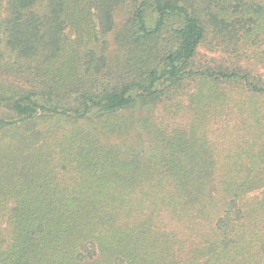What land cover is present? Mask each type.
Listing matches in <instances>:
<instances>
[{
  "label": "trees",
  "instance_id": "trees-1",
  "mask_svg": "<svg viewBox=\"0 0 264 264\" xmlns=\"http://www.w3.org/2000/svg\"><path fill=\"white\" fill-rule=\"evenodd\" d=\"M0 264H264V0H0Z\"/></svg>",
  "mask_w": 264,
  "mask_h": 264
},
{
  "label": "rangeland",
  "instance_id": "rangeland-1",
  "mask_svg": "<svg viewBox=\"0 0 264 264\" xmlns=\"http://www.w3.org/2000/svg\"><path fill=\"white\" fill-rule=\"evenodd\" d=\"M109 40H110V53L112 54V52L114 50V46H113V43H112L113 37H110Z\"/></svg>",
  "mask_w": 264,
  "mask_h": 264
}]
</instances>
